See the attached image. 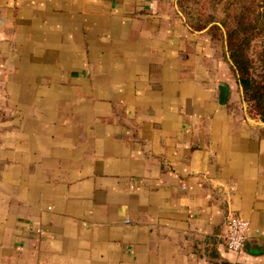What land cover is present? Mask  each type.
Masks as SVG:
<instances>
[{"label": "crops", "instance_id": "1", "mask_svg": "<svg viewBox=\"0 0 264 264\" xmlns=\"http://www.w3.org/2000/svg\"><path fill=\"white\" fill-rule=\"evenodd\" d=\"M224 262L264 264V122L221 44L175 0H0V264Z\"/></svg>", "mask_w": 264, "mask_h": 264}, {"label": "trees", "instance_id": "2", "mask_svg": "<svg viewBox=\"0 0 264 264\" xmlns=\"http://www.w3.org/2000/svg\"><path fill=\"white\" fill-rule=\"evenodd\" d=\"M178 11L192 30H220L223 54L247 112L264 122V0H225L223 15L205 12L201 0H176ZM260 37L252 51L251 42ZM228 264V263H222Z\"/></svg>", "mask_w": 264, "mask_h": 264}, {"label": "built area", "instance_id": "3", "mask_svg": "<svg viewBox=\"0 0 264 264\" xmlns=\"http://www.w3.org/2000/svg\"><path fill=\"white\" fill-rule=\"evenodd\" d=\"M248 232V222L238 215L227 213L223 220L222 242L232 254L243 250Z\"/></svg>", "mask_w": 264, "mask_h": 264}, {"label": "rangeland", "instance_id": "4", "mask_svg": "<svg viewBox=\"0 0 264 264\" xmlns=\"http://www.w3.org/2000/svg\"><path fill=\"white\" fill-rule=\"evenodd\" d=\"M201 3L203 4L202 7H203V9H204L205 12H210V13L214 14L217 18H220L223 15L222 9L224 7L225 0H201ZM214 30H215V32L217 34V37H215V38H212L211 36L210 37L215 42L220 43L221 44V47L224 49V47H223V40L220 37V30L219 29L218 30L214 29ZM206 31L208 32L207 29H206ZM208 34L210 35V32H208ZM259 40H260V37H257L256 39H254L251 42V46H252L251 49H252V51L254 49H256V47H257V45L259 43Z\"/></svg>", "mask_w": 264, "mask_h": 264}]
</instances>
